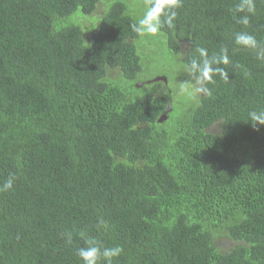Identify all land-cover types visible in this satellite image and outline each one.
<instances>
[{
  "label": "trees",
  "instance_id": "obj_1",
  "mask_svg": "<svg viewBox=\"0 0 264 264\" xmlns=\"http://www.w3.org/2000/svg\"><path fill=\"white\" fill-rule=\"evenodd\" d=\"M103 1L0 0V185L16 176L0 264H82L88 239L120 246L113 264H264V126L248 115L264 110V62L234 43L247 31L264 47V0L246 27L238 0L175 9L158 36L173 56L226 46L232 60L229 82L179 115L178 87L143 82L139 39L153 36L132 30L134 4L83 28Z\"/></svg>",
  "mask_w": 264,
  "mask_h": 264
},
{
  "label": "clouds",
  "instance_id": "obj_2",
  "mask_svg": "<svg viewBox=\"0 0 264 264\" xmlns=\"http://www.w3.org/2000/svg\"><path fill=\"white\" fill-rule=\"evenodd\" d=\"M182 0H150V6L146 7L143 15L132 25V30L140 36L163 35V27L173 28L178 9ZM230 11L234 14L236 22L243 26L250 24V17L256 13V0H238ZM243 14V15H236ZM235 45L244 49L253 50L256 59L264 62V47H261L256 37L247 31H239L234 34ZM195 55L188 54L187 63L183 62L184 53L177 52L174 63L188 76V79L178 83V95H187L194 102H198L201 96H210L211 92L207 84H214L215 77H219L225 83L229 82V72L224 66L232 63L226 46H222L218 53L209 54L206 47H195L192 50ZM239 67V65H235ZM245 76L250 75L245 70ZM249 121L253 128L257 125L264 126V110H254L249 114ZM16 180L15 174L10 173L8 178L0 185V192H8L13 189ZM66 243L73 242V234L67 231L63 234ZM123 249L120 246L105 247L98 241L85 240L84 246L77 249V256L82 264H113L120 257Z\"/></svg>",
  "mask_w": 264,
  "mask_h": 264
},
{
  "label": "rangeland",
  "instance_id": "obj_3",
  "mask_svg": "<svg viewBox=\"0 0 264 264\" xmlns=\"http://www.w3.org/2000/svg\"><path fill=\"white\" fill-rule=\"evenodd\" d=\"M114 2H123L126 3L130 9H133V4L135 5V10L137 12V20L143 15L146 10V6L143 0H106L103 1L95 11L91 14L90 17L86 18L84 22H81L83 28H92L96 25V19L100 18L101 14L105 12L109 5ZM141 2V5H140ZM83 17V16H82ZM141 48L139 49V55L141 62H143V71L145 72V84H149L153 79L159 78L160 76L166 78L168 83V88L172 93H174L178 83L182 82L181 79V69L174 63V56L170 53L166 47L164 41L158 36H148V39H139ZM184 62V59H183ZM173 77V78H172ZM139 83L137 85H141ZM138 86V87H139ZM137 87V86H136ZM140 95V94H136ZM190 99L187 95H178L173 96L171 106H185V109L180 107L178 115L181 114V111L188 110L191 107ZM192 102V101H191Z\"/></svg>",
  "mask_w": 264,
  "mask_h": 264
},
{
  "label": "water",
  "instance_id": "obj_4",
  "mask_svg": "<svg viewBox=\"0 0 264 264\" xmlns=\"http://www.w3.org/2000/svg\"><path fill=\"white\" fill-rule=\"evenodd\" d=\"M154 81H161V82H164L166 83V78L164 77H159V78H156ZM170 111V106L168 107L166 113H164V115L161 117V119L159 120V122H163L164 120H166V117H167V113Z\"/></svg>",
  "mask_w": 264,
  "mask_h": 264
}]
</instances>
